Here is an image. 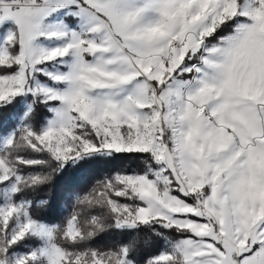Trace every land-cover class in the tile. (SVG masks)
Listing matches in <instances>:
<instances>
[{
    "label": "snow or ice",
    "instance_id": "1",
    "mask_svg": "<svg viewBox=\"0 0 264 264\" xmlns=\"http://www.w3.org/2000/svg\"><path fill=\"white\" fill-rule=\"evenodd\" d=\"M0 264H264V0H0Z\"/></svg>",
    "mask_w": 264,
    "mask_h": 264
}]
</instances>
